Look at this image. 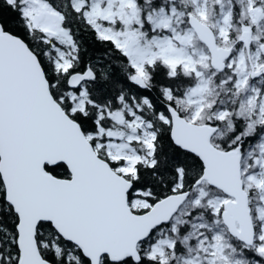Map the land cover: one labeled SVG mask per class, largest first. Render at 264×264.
Returning a JSON list of instances; mask_svg holds the SVG:
<instances>
[{"label": "snow or ice", "instance_id": "snow-or-ice-1", "mask_svg": "<svg viewBox=\"0 0 264 264\" xmlns=\"http://www.w3.org/2000/svg\"><path fill=\"white\" fill-rule=\"evenodd\" d=\"M0 264H264V0H0Z\"/></svg>", "mask_w": 264, "mask_h": 264}]
</instances>
